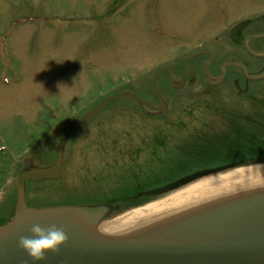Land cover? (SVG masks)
I'll use <instances>...</instances> for the list:
<instances>
[{
    "label": "rangeland",
    "instance_id": "obj_1",
    "mask_svg": "<svg viewBox=\"0 0 264 264\" xmlns=\"http://www.w3.org/2000/svg\"><path fill=\"white\" fill-rule=\"evenodd\" d=\"M256 9L250 0H0V228L21 210L19 176L27 169H53L63 137L108 98L127 93L162 108L151 88L164 67L175 84L186 78L180 89L170 85L167 74L158 81L166 110L150 113L127 97L113 101L66 141L57 180L25 185L26 210L95 215L98 210L90 205L101 203L118 210L138 193L223 165V158L234 157L235 144L251 143L252 138L241 136L246 132L236 133L243 121L234 110L248 114L260 108L264 96L257 90L264 83L249 84L251 99L238 95L231 78L210 88L205 65L212 77L223 61L211 64L212 58L201 57L229 51L239 41L254 42L251 30L233 26ZM240 86L245 88L243 82ZM252 119L264 127V115H247L244 130ZM256 141V153H264V136ZM215 177L128 206L159 211L145 227L176 225L193 211L182 220L200 234L156 239L206 240L264 231V212L256 203L230 202L227 216L208 217L214 204L228 202L222 200L227 195L166 208L184 190ZM198 208L205 209L203 220L196 219Z\"/></svg>",
    "mask_w": 264,
    "mask_h": 264
},
{
    "label": "water",
    "instance_id": "obj_2",
    "mask_svg": "<svg viewBox=\"0 0 264 264\" xmlns=\"http://www.w3.org/2000/svg\"><path fill=\"white\" fill-rule=\"evenodd\" d=\"M208 64L205 65V70L209 83L213 84L211 82V75L208 72ZM187 65L184 71H186ZM165 71H168L169 75H171V70L168 67L162 69L152 86L153 92L161 102L162 108L155 107L147 101L127 93L110 97L89 113L80 123L76 124L62 139L59 145V162L53 169L28 170L19 176L17 189L20 194L21 210L14 221L6 227L0 228V264H264V231L262 230L253 233L249 232L248 234L243 233V235L237 237L229 236L230 239L175 240L156 239L153 237L145 240L98 239L83 236L77 231H73V229L91 222H105L107 219L103 217L107 212L111 211L107 206L95 208L98 210L95 215L89 210L74 215L58 211L35 210L43 213L37 214V212L30 213L29 210H26L23 196L25 182L28 180L37 181L58 178L61 169L63 147L66 141L78 133L90 120L113 101L127 97L143 108L157 112L164 111L166 104L156 91V83ZM184 80L185 77L183 78ZM173 85L179 87L175 84ZM239 168H242V166L234 167L229 165L198 171L161 187L141 192L138 194V197L160 198L195 182ZM51 171L53 173L55 171V173L52 175ZM248 203L260 205L257 208L261 209V212H264V197H258ZM227 208L226 203L219 206L214 204L213 211H209L207 215L208 217L212 216L214 219H220V217L228 215V210H225ZM204 211V208L199 210L198 214H200V217L194 218L203 220L205 218ZM45 213L48 214L46 215ZM45 220H50L51 222L46 223ZM262 220L264 221V219ZM69 221H73L70 224L72 226L69 225ZM34 225H40L44 228L55 226L62 228L67 234V242L61 246L57 253H47L44 261L31 260L27 253L18 246L20 237L29 236Z\"/></svg>",
    "mask_w": 264,
    "mask_h": 264
},
{
    "label": "bare ground",
    "instance_id": "obj_3",
    "mask_svg": "<svg viewBox=\"0 0 264 264\" xmlns=\"http://www.w3.org/2000/svg\"><path fill=\"white\" fill-rule=\"evenodd\" d=\"M226 195L229 197L222 198V200L223 202L228 200L226 203L227 207H229L230 202L235 203V201H238V204H241L243 202H251L258 197H264V165L234 169L224 176H216L210 180L197 183L171 199L170 202L172 204L165 203V206L168 205L166 208L181 209L184 206H192L188 205L189 203H194L195 205L196 202H202L209 197V199L214 198L216 202L221 196ZM151 207V209L148 208L140 211L132 209L128 213L109 221L91 222L84 226H79L77 229H73V231H77L83 236L113 240L164 237L168 234L183 236L187 232L190 234H200L199 229L197 232L191 231L193 230V226H188L190 224L182 220V217L192 214V210L183 214L179 218L181 222L179 221L176 225L145 227L144 224L150 220L149 218L159 214V211L155 207ZM72 222L69 221V225Z\"/></svg>",
    "mask_w": 264,
    "mask_h": 264
},
{
    "label": "flooded vegetation",
    "instance_id": "obj_4",
    "mask_svg": "<svg viewBox=\"0 0 264 264\" xmlns=\"http://www.w3.org/2000/svg\"><path fill=\"white\" fill-rule=\"evenodd\" d=\"M250 1L254 2L257 7L255 13L241 20L236 25L234 24L233 28L234 30L237 29L239 31H242V29L251 30V32L254 33V42H252L251 40L246 45L244 44V41H239L237 44H235L236 46L232 47L229 51L221 49L220 54V51L218 50L216 52H212V55L210 53H205V56L201 57L206 60L205 62L212 58L211 64H214L217 61L219 62L220 57L223 61L222 64L218 68H216V70L212 73V77L219 79V81L211 85L208 83L210 88L222 87L224 85L225 80L228 78H231L232 81H234L233 84H236L237 86L238 83L240 85L241 82L244 83V86H247L248 83L253 82V80L255 79H261L264 83V0ZM252 43H254L253 46ZM225 63L228 66H224L221 71L220 68ZM222 76L223 80L221 81ZM237 86L235 88V91L238 92V95L245 96L247 94V91L250 90L248 87L240 89ZM261 94L262 96H264V89H262ZM207 106L208 105H206L205 108ZM234 111L238 115V119H240L241 121H245V116L247 115L256 117H259V115H264V103L261 104L260 108H252V111L248 114L244 113L243 109ZM224 164L225 163H223V165Z\"/></svg>",
    "mask_w": 264,
    "mask_h": 264
},
{
    "label": "clouds",
    "instance_id": "obj_5",
    "mask_svg": "<svg viewBox=\"0 0 264 264\" xmlns=\"http://www.w3.org/2000/svg\"><path fill=\"white\" fill-rule=\"evenodd\" d=\"M67 242V234L55 226L34 225L29 236H21L18 246L33 261H44L47 253H57Z\"/></svg>",
    "mask_w": 264,
    "mask_h": 264
},
{
    "label": "trees",
    "instance_id": "obj_6",
    "mask_svg": "<svg viewBox=\"0 0 264 264\" xmlns=\"http://www.w3.org/2000/svg\"><path fill=\"white\" fill-rule=\"evenodd\" d=\"M250 85H252V84H250ZM250 85L248 83V85L245 87L249 86V89L253 90V88ZM240 88H243V87L240 86ZM257 91L260 92V89H258ZM245 96L250 97V99H251V97H253V92L247 91V94ZM245 124H246V120L243 122H239L236 125V133L246 132L245 134H242L241 136H244L245 139H251L252 138L251 143H248L245 145L240 144V145H238V148L236 147V144H235L234 157L223 158V160H222L223 163L234 164V165H238V164L251 165V164H256L259 162H264V153L260 152V151H259L260 154L256 153V150H257L256 148H257V146L260 145L256 141V137L257 136H260V137L264 136V127L261 126V124L257 121V119H252L249 122L250 126L246 127L247 131L244 130ZM238 136H240V135H238ZM238 142H241V141H238ZM263 146H264V144H263Z\"/></svg>",
    "mask_w": 264,
    "mask_h": 264
}]
</instances>
